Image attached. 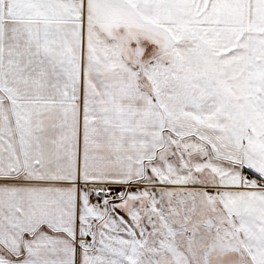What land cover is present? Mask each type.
<instances>
[{
    "label": "snow or ice",
    "instance_id": "1",
    "mask_svg": "<svg viewBox=\"0 0 264 264\" xmlns=\"http://www.w3.org/2000/svg\"><path fill=\"white\" fill-rule=\"evenodd\" d=\"M0 264H264V0H0Z\"/></svg>",
    "mask_w": 264,
    "mask_h": 264
}]
</instances>
